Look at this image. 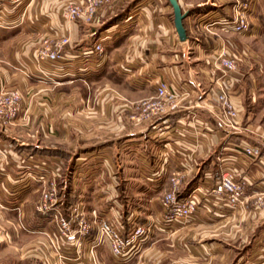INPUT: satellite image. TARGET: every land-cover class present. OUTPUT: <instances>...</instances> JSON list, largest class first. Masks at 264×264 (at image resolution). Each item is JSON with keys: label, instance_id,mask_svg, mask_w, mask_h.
Segmentation results:
<instances>
[{"label": "crops", "instance_id": "crops-1", "mask_svg": "<svg viewBox=\"0 0 264 264\" xmlns=\"http://www.w3.org/2000/svg\"><path fill=\"white\" fill-rule=\"evenodd\" d=\"M177 1L187 14L185 42L168 0H109L91 24L62 16L66 6L85 0H0V93L17 90L23 97L17 121L0 127V241L10 236L16 261L115 264L107 243L89 254L98 239L97 217L111 209L127 228L134 218L159 223L124 264H264L258 202L264 191V0H251V31L244 34L223 23L234 15L235 0ZM63 36L70 39L65 60L45 65L50 78L33 74L36 52ZM97 43L105 55L94 63L87 55ZM222 51L238 63L227 78L218 62ZM161 80L177 95L175 103L159 119L137 121L136 105L155 97ZM222 81L240 113L232 127L220 120ZM247 146L259 148L261 158L246 157ZM163 151L179 162L169 156L157 164ZM178 170L187 174L186 196L201 205L190 225L168 228L160 213L147 221L138 209L128 213L145 194H164ZM225 171L248 180L245 204L235 212L221 203L203 208L198 189H210ZM48 183L57 189V206L44 216L35 205ZM78 203L94 223L84 249L61 241L55 220ZM21 220L31 229L23 230Z\"/></svg>", "mask_w": 264, "mask_h": 264}, {"label": "built area", "instance_id": "built-area-1", "mask_svg": "<svg viewBox=\"0 0 264 264\" xmlns=\"http://www.w3.org/2000/svg\"><path fill=\"white\" fill-rule=\"evenodd\" d=\"M235 13L231 19L223 21L224 25L237 34H244L251 31L250 3L251 0H235ZM109 0H85L83 4H71L62 11V16L66 21H82L91 24L98 14V11ZM1 8V4H0ZM70 39L68 36L61 37L60 41L54 45L45 43L35 55V70L33 74L40 77L50 78V72L45 65L61 63L70 53L68 47ZM105 55V47L102 43H97L89 52L88 59L97 63L99 58ZM220 67L223 69V77L227 78L238 69L237 60L229 56L226 51H222L218 57ZM227 79H224V81ZM220 83L219 94L217 96V106L221 110V122L227 127H232V122L239 117L237 107L233 103L231 96L224 85ZM177 95L173 93L169 85L161 80L156 87L155 97L139 102L135 109L139 112L137 121L151 122L165 116L170 107L175 103ZM22 94L17 90H3L0 93V127L5 128L13 125L22 111ZM244 155L252 161L259 160L262 152L257 147L247 146L243 148ZM172 157V160L179 162L178 155L163 151L156 155L155 160L160 164L164 158ZM155 161V162H156ZM156 164V165H157ZM180 168H183L181 162ZM184 169V168H183ZM40 173V174H39ZM41 176L42 181L46 179L41 172L35 176ZM186 172L178 170L170 178V186L159 199V206L162 209L161 219L163 223L173 224L175 227L187 226L193 217L200 211V202L196 196L189 195L182 198L181 193L186 183ZM247 179H237L231 171L222 172L216 183L208 190L198 189V195L207 202L203 208H211L213 204L221 203L235 212L243 206L246 201V192L249 187ZM197 190L195 191V193ZM57 189L53 183L43 190L40 200L35 205V211L41 215H48L57 206ZM259 205L264 206V191L259 193ZM69 215L65 216L61 212L55 215L57 231L60 240L65 243H73L78 249H84L87 238L90 235L93 224L89 222L84 214V207L81 203L74 205L69 210ZM130 227L121 218L113 215L111 209L108 213H102L97 217L98 239L96 245L90 249V255H96V247L99 244L107 243L110 247L112 259L115 264H122L141 249L146 240L157 228L158 222L152 220L146 224H139L137 218L133 219ZM26 227L28 225L25 223ZM159 226V225H158ZM62 262L63 256L59 257Z\"/></svg>", "mask_w": 264, "mask_h": 264}, {"label": "rangeland", "instance_id": "rangeland-1", "mask_svg": "<svg viewBox=\"0 0 264 264\" xmlns=\"http://www.w3.org/2000/svg\"><path fill=\"white\" fill-rule=\"evenodd\" d=\"M262 97L264 99V95ZM239 116H240V113H239ZM236 120L232 122V126L235 125ZM71 165H72V163L69 164L68 167H71ZM137 192H140V191H130L129 194H131L133 196L135 195V197H136ZM163 192L164 191L157 190L155 193L152 192L153 194H149V195L145 194L146 196H143V198L145 200L144 201L140 200L139 203L136 201H133L131 204H129V207L127 206V209L129 211L128 213H131L132 211L138 209V211H137V212H139L138 214L140 215V217H142L146 221L148 220V218H146V217H154V215L157 216L159 213L161 214L162 209L159 206V199L163 195L162 194ZM187 193H188V190L184 191V189H183V191L181 193V197L184 198L187 195ZM108 212H109V210H106L105 213H108ZM21 221H19L18 224H20V226L23 228V230L24 229L25 230L31 229V227L29 226V224L27 223L26 220L25 221L21 220ZM25 223L28 225V227H26V225H24ZM162 224H163V227H168V228L173 226V224H168V223H162ZM188 225H190V223ZM185 227L186 226H179V229H182ZM4 233H9V232L7 230ZM9 244H10V236H4V238L2 239V242L0 241V264H27L26 260L25 259L20 260L19 256H18V261L15 260V257H14L15 254L10 253ZM144 247H146V246H144ZM36 261H34L33 264H43V262L45 263V261H46V264H50V261L48 259L43 260V261L42 260L41 261L38 260L37 262ZM122 264H124V263H122Z\"/></svg>", "mask_w": 264, "mask_h": 264}, {"label": "water", "instance_id": "water-1", "mask_svg": "<svg viewBox=\"0 0 264 264\" xmlns=\"http://www.w3.org/2000/svg\"><path fill=\"white\" fill-rule=\"evenodd\" d=\"M168 1L173 8L174 24H175V28L178 33L179 39L182 42H185L187 40V32L184 28L183 21L187 17V14H184L182 12V9L177 0H168Z\"/></svg>", "mask_w": 264, "mask_h": 264}, {"label": "trees", "instance_id": "trees-1", "mask_svg": "<svg viewBox=\"0 0 264 264\" xmlns=\"http://www.w3.org/2000/svg\"><path fill=\"white\" fill-rule=\"evenodd\" d=\"M194 185H195V183L193 182L192 184H190V186H189V191H193V189H194ZM185 197H187V196H185ZM184 197V198H185Z\"/></svg>", "mask_w": 264, "mask_h": 264}]
</instances>
